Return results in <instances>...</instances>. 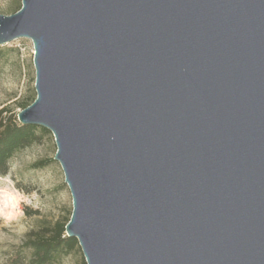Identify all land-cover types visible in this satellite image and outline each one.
<instances>
[{
    "label": "water",
    "instance_id": "obj_1",
    "mask_svg": "<svg viewBox=\"0 0 264 264\" xmlns=\"http://www.w3.org/2000/svg\"><path fill=\"white\" fill-rule=\"evenodd\" d=\"M22 38L87 264H264V0H22Z\"/></svg>",
    "mask_w": 264,
    "mask_h": 264
},
{
    "label": "rangeland",
    "instance_id": "obj_2",
    "mask_svg": "<svg viewBox=\"0 0 264 264\" xmlns=\"http://www.w3.org/2000/svg\"><path fill=\"white\" fill-rule=\"evenodd\" d=\"M19 5L22 0H0V14L12 15ZM0 48L5 52L0 59V120H18L21 104L37 96L35 49L27 38ZM38 136V141L12 158L8 174L0 177V210L6 202L18 200L20 204L0 216V264H31L32 252L25 249V242L37 234L48 235L58 222L70 221L72 216V195L62 167L54 159L55 138L51 132H38ZM50 264L87 263L78 245Z\"/></svg>",
    "mask_w": 264,
    "mask_h": 264
},
{
    "label": "trees",
    "instance_id": "obj_3",
    "mask_svg": "<svg viewBox=\"0 0 264 264\" xmlns=\"http://www.w3.org/2000/svg\"><path fill=\"white\" fill-rule=\"evenodd\" d=\"M21 8L22 5H19L13 13H17ZM4 54V50L0 48V59ZM36 97L23 102L21 108L24 110L29 107ZM38 132L50 133L49 130L40 126L22 125L17 119L2 118L0 120V177L8 174L9 163L18 152L38 141ZM68 222L69 220L63 223L58 222L48 235L37 234L25 242V249L32 252L31 264H50L62 254L75 250L79 242L76 238L67 237L65 227Z\"/></svg>",
    "mask_w": 264,
    "mask_h": 264
},
{
    "label": "bare ground",
    "instance_id": "obj_4",
    "mask_svg": "<svg viewBox=\"0 0 264 264\" xmlns=\"http://www.w3.org/2000/svg\"><path fill=\"white\" fill-rule=\"evenodd\" d=\"M6 203H8V204H6ZM6 203H4L6 205V207L3 210H0V216H1V214L4 216L8 215V211L10 209H12V211H13V208H15V205L20 206L18 200H14V202L11 201V203L10 202H6Z\"/></svg>",
    "mask_w": 264,
    "mask_h": 264
}]
</instances>
